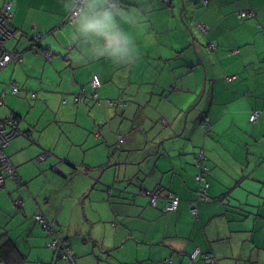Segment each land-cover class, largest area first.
I'll use <instances>...</instances> for the list:
<instances>
[{"label": "crops", "instance_id": "obj_1", "mask_svg": "<svg viewBox=\"0 0 264 264\" xmlns=\"http://www.w3.org/2000/svg\"><path fill=\"white\" fill-rule=\"evenodd\" d=\"M8 3L6 47L21 59L3 70L28 106L12 110L21 134L6 147L16 174L0 189V244L14 247L0 264H67L38 214L56 221L77 264H264V0H85L73 23L75 0H0V10ZM105 14V27L85 30ZM95 75L96 98L79 99ZM39 111L60 130L38 132Z\"/></svg>", "mask_w": 264, "mask_h": 264}, {"label": "built area", "instance_id": "obj_2", "mask_svg": "<svg viewBox=\"0 0 264 264\" xmlns=\"http://www.w3.org/2000/svg\"><path fill=\"white\" fill-rule=\"evenodd\" d=\"M77 4L75 6V9L73 10L72 14L69 15L68 20L69 22H74L80 15L81 9L83 8L85 0H76ZM165 1V0H164ZM12 9L13 6L11 3L6 4L4 9L0 11V71L5 69L9 63L12 61L20 60L21 54L16 51H10L6 47V42L12 38L13 32L9 28L8 22L12 17ZM240 17L247 16L248 13L246 11H241L238 13ZM45 55L47 58L51 57V52H45ZM102 81L100 80L99 76L95 75L90 82V87L94 92V96L96 97L95 90L99 87H102ZM12 89L15 91V94L20 93L21 89L20 87L12 82ZM4 101V98L0 97V104ZM126 105V104H125ZM258 117V112L254 111L250 117L251 121H256ZM17 134H19V130H16V127L11 122H6L0 124V189L3 188L5 185L6 179L8 177H14L16 174V170L14 171L11 160L8 157L6 153V147L9 145V143L14 139ZM197 159V165L203 168L204 170H207V167L203 165V162L205 160V155L203 152H200V154L196 157ZM197 179L199 181L203 180L204 177L202 175H198ZM209 188V183L205 182L201 186V188L198 190V198L196 201V204H193V207H191V213L193 216L199 215V209L198 204L199 202H206L209 200L207 191ZM145 195H149L151 197V204L153 206L157 205V202L160 198V195L158 193H150L148 191H144ZM166 200L167 205L166 208L168 211H174L179 207L180 204V197L176 194L169 192L166 194ZM35 219L41 223L42 227L45 229V231L52 233L53 237L48 246L52 249H58L61 254V257L64 258L67 262L70 264L76 263V255L74 254L69 241L66 238H63L60 236V234L56 230V221L49 220L48 218L44 217L41 214L36 215ZM199 255V251L197 250L192 254V258H196ZM205 260L209 264H217V260L212 257L211 255H205ZM166 264H172L171 260H166Z\"/></svg>", "mask_w": 264, "mask_h": 264}, {"label": "rangeland", "instance_id": "obj_3", "mask_svg": "<svg viewBox=\"0 0 264 264\" xmlns=\"http://www.w3.org/2000/svg\"><path fill=\"white\" fill-rule=\"evenodd\" d=\"M0 11H2V10H0ZM246 12L250 16L254 15V13H252V12H248V11H246ZM12 17H13V13H12ZM13 42L15 43L14 40L8 41L6 43V46H11V44H13ZM229 54H231V52H229ZM7 73H8V71H4V70L0 73V95H2V93L7 90V84L9 83V80L6 78ZM204 74H205V72H204ZM210 76H211V74H210ZM99 89H101V87L97 88L96 90H99ZM7 94H11V95H15V96H13V98L10 101L9 100L6 101V105H4L3 107L0 108V118H5V117L11 116L12 115V110H15L16 108H19V109H22L23 110V109H25L28 106V105L25 106L22 103H17L16 102V100L18 99V96H22L20 93L14 94V93H11V92H7ZM121 101H122V99H120V100L119 99H109L108 100L109 104L112 107H114V108L116 106L122 107V105L119 104V103H121ZM123 105H125V104H123ZM253 109L257 110L256 108H253ZM146 110L148 111V108L147 107L145 108V112H147ZM27 112H28V110H26L25 113H27ZM29 115L33 116L32 119L35 120V118H36L35 115H37V111H32ZM38 115L41 116L40 118H42L41 119V124L39 125V127L37 129L38 132H44V131H47V130H50V131L51 130H53V131L60 130V126L57 125L56 123H51V124L48 123L49 120L54 117V115H50L48 112L44 113L43 111H39L38 112ZM145 116H146V113L143 115L142 121L140 122V124H142L144 126L147 125V123H145V118H146ZM240 118L243 119L244 118V115H241ZM249 119H250V117H249ZM180 123H182L181 120H180ZM251 123H254V122H251ZM178 124H179V120H178ZM241 124L243 126L245 125L244 122H241ZM64 126H67V125H64ZM198 168H199L198 169L199 172H201V167H198ZM198 175H202L203 176L202 173H198L197 176ZM197 176L195 175L196 180H198L197 179ZM203 181H205V179H203ZM61 259H63V258H61Z\"/></svg>", "mask_w": 264, "mask_h": 264}, {"label": "trees", "instance_id": "obj_4", "mask_svg": "<svg viewBox=\"0 0 264 264\" xmlns=\"http://www.w3.org/2000/svg\"><path fill=\"white\" fill-rule=\"evenodd\" d=\"M76 5V4H75ZM69 16V15H68ZM240 17V16H239ZM70 23H73V22H70ZM94 96V92H93V90L91 89V87H90V85H89V88H86V89H83V91H82V93L80 94V97H79V99H81V100H83V99H86V98H88V97H93ZM96 98V97H95ZM255 111H257V110H255ZM254 112V111H253ZM252 112V113H253ZM258 112V117H257V119L259 118V111H257ZM252 113H251V115H252ZM251 115H250V117H251ZM251 121V120H250ZM257 121V120H256ZM251 122H254V121H251ZM207 125L206 124H204V127H206ZM205 130H208V127L207 128H205ZM19 134H21V132H19ZM19 134H17V136L16 137H18L19 136ZM15 137V138H16ZM14 138V139H15ZM13 140V139H12ZM199 154H197V156H198ZM205 155V154H204ZM205 159H206V156H205ZM197 163V159L195 158V164ZM170 191H168V192H166V194H168ZM155 193V192H154ZM143 195H145L144 194V191H143ZM146 196H149V195H146ZM161 197V196H160ZM164 198L166 199V195L164 196ZM181 200V199H180ZM150 202H151V197H150ZM181 202V201H180ZM157 204H158V202H157ZM152 205V204H151ZM166 205H167V200H166ZM166 205H165V209L167 210V208H166ZM157 206V205H156ZM177 210V209H176ZM168 211V210H167ZM175 211V210H174ZM14 247V243H13V241L12 240H10V239H6V240H4L1 244H0V253L1 252H3L4 250H5V248H7V249H11V248H13ZM55 250H57L58 252H60L58 249H55ZM7 255H8V250L5 252V253H3L2 254V257L4 258V259H6L7 258ZM59 255H60V257H61V254L59 253ZM62 258V257H61ZM76 258H77V256H76ZM64 259V258H63ZM78 259V258H77ZM77 259H76V263L75 264H77ZM65 260V259H64ZM66 261V260H65ZM67 262V261H66ZM67 264H70L69 262H67Z\"/></svg>", "mask_w": 264, "mask_h": 264}, {"label": "bare ground", "instance_id": "obj_5", "mask_svg": "<svg viewBox=\"0 0 264 264\" xmlns=\"http://www.w3.org/2000/svg\"><path fill=\"white\" fill-rule=\"evenodd\" d=\"M75 4H77V1L75 0ZM76 6V5H75ZM75 6H74V9H75ZM73 9V10H74ZM73 10L71 11V13L69 14V15H71L72 14V12H73ZM68 19H65V22H69V21H67ZM14 61H12L11 63H13ZM11 63H9L8 65H10ZM7 65V66H8ZM12 82L13 81H9V83L7 84V90L5 91V92H3V94H5V95H7V92H11V93H14L15 91L12 89ZM15 94V93H14ZM4 98V97H3ZM4 105H6V99L4 98V101L2 102V104H0V108L1 107H3ZM126 106V105H125ZM15 115H11V116H9V117H5V118H0V124H2V123H6V122H11V123H13L14 125H15V127H16V130L18 131L19 130V132H21V130H20V128H19V125H18V122H17V120H18V118L15 116ZM11 165H12V167H13V169H14V171L16 170V167L14 166V164L11 162ZM171 192V191H170ZM173 193V192H172ZM180 205V204H179ZM178 209V208H177ZM38 222V221H37ZM41 224V223H40ZM193 254V253H192ZM192 256V255H191Z\"/></svg>", "mask_w": 264, "mask_h": 264}, {"label": "clouds", "instance_id": "obj_6", "mask_svg": "<svg viewBox=\"0 0 264 264\" xmlns=\"http://www.w3.org/2000/svg\"><path fill=\"white\" fill-rule=\"evenodd\" d=\"M110 21H112V18L110 16H108L107 14H105L103 21H100L97 19L87 20L86 23L84 24V28H85V30H93V29H97L100 27H105L107 25V23ZM114 53L115 54H119V53H125L126 54V50L118 47V48L114 49Z\"/></svg>", "mask_w": 264, "mask_h": 264}, {"label": "water", "instance_id": "obj_7", "mask_svg": "<svg viewBox=\"0 0 264 264\" xmlns=\"http://www.w3.org/2000/svg\"><path fill=\"white\" fill-rule=\"evenodd\" d=\"M13 51H16V52H18L17 50H13Z\"/></svg>", "mask_w": 264, "mask_h": 264}]
</instances>
